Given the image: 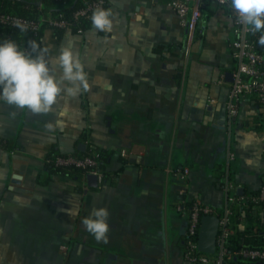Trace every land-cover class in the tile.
Returning <instances> with one entry per match:
<instances>
[{"label": "crops", "instance_id": "obj_1", "mask_svg": "<svg viewBox=\"0 0 264 264\" xmlns=\"http://www.w3.org/2000/svg\"><path fill=\"white\" fill-rule=\"evenodd\" d=\"M166 1L109 0L111 32L42 31L49 57L80 55L90 88L48 114L0 101V264H192L183 203L220 213L227 195L262 183L260 111L250 97L232 121L225 108L232 13L208 1L191 33ZM80 143L111 151L106 179L38 181L52 147L71 155ZM227 182L238 188L227 193ZM94 208L109 212L106 242L83 224Z\"/></svg>", "mask_w": 264, "mask_h": 264}, {"label": "clouds", "instance_id": "obj_2", "mask_svg": "<svg viewBox=\"0 0 264 264\" xmlns=\"http://www.w3.org/2000/svg\"><path fill=\"white\" fill-rule=\"evenodd\" d=\"M229 7L250 31H264V0H230ZM114 18L112 9L96 8L90 17L92 28L111 32ZM21 31L25 29L21 27ZM85 67L71 47H63L58 56L49 57L48 49L35 40H28L27 47H21L11 38L4 39L0 41V101L21 111L48 114L62 98L76 97L89 90ZM10 116L14 117L15 112ZM108 217L106 208H94L83 220L86 230L97 241L108 239Z\"/></svg>", "mask_w": 264, "mask_h": 264}, {"label": "built area", "instance_id": "obj_3", "mask_svg": "<svg viewBox=\"0 0 264 264\" xmlns=\"http://www.w3.org/2000/svg\"><path fill=\"white\" fill-rule=\"evenodd\" d=\"M67 1V0H62ZM109 0H93L85 7L78 9L74 13V19L77 20L80 16L90 15L93 9L102 7ZM192 1V3H191ZM211 1L220 7L228 9L234 17V35L235 38L231 43V54L234 60V68L231 73V82L229 84L228 98L225 104L226 113L229 121L234 120L239 112L240 100L243 97H250L252 103L260 111V116L264 120V52L257 49L256 43L249 39L251 31L243 25L238 18V15L229 7V3H221V0H167V5L174 11L179 19L181 26L193 33L197 22L201 16V7L204 3ZM49 23L53 26L66 28L69 22L65 20L50 19ZM0 24L13 27L29 29L34 33L38 30V22L34 19L14 15L11 13L0 11ZM81 33V30H78ZM211 101V100H210ZM233 154L230 155L232 157ZM62 165H75L84 167L86 165H95V161L85 156L77 158L68 156L57 160ZM88 174H94L98 182H102L103 174L97 170H90ZM237 185L230 182L226 183L225 190L235 191ZM236 198L241 200L249 199L254 203L264 201V177L262 183L257 189L256 194L250 197L243 194L238 197L233 194L227 195L226 201H234ZM182 209L181 206L178 207ZM204 215H215L218 217V233L216 236V252L213 254L204 253L198 250V230L200 219ZM230 209L225 206L221 214L209 205L200 202H192L187 211V222L183 232V258L185 261L192 264H221L222 257L226 255L225 239L229 235ZM244 259L264 261V249L258 248H241L237 252Z\"/></svg>", "mask_w": 264, "mask_h": 264}, {"label": "trees", "instance_id": "obj_4", "mask_svg": "<svg viewBox=\"0 0 264 264\" xmlns=\"http://www.w3.org/2000/svg\"><path fill=\"white\" fill-rule=\"evenodd\" d=\"M93 0H0V11L14 15L34 19L38 22V30L34 33L29 29L21 31V28L0 24V41L11 38L21 47H27L28 40H35L40 44L42 31L50 27L56 39H59L66 28L53 26L49 23L50 19L65 20L69 22L67 29L72 33H81L92 28L91 15L80 16L74 19V13L85 7ZM108 7V2L102 5ZM249 39L264 44V31L249 34ZM264 52V48L259 50ZM74 156L83 158L91 157L95 165H86L84 167L75 165H62L57 162L59 158ZM111 151L100 150L93 151L88 145L84 151H75L71 155L62 154L57 147H52L46 157L43 171L38 176L41 184H46L53 175H68L74 179L87 177L88 171L97 170L103 174L106 179L108 172L106 164L109 162ZM255 191L244 190L243 195L250 197L256 194ZM238 197V196H236ZM192 202H184L183 206L190 208ZM227 207L230 209L228 230L229 235L225 239L226 255L222 257L221 264H264V261H255L242 258L237 254L241 248L264 249V201L261 203L251 202L249 199L241 200L236 198L234 201H227ZM222 212V211H221ZM221 212L219 214H221ZM242 225V229H240ZM216 252V251H215Z\"/></svg>", "mask_w": 264, "mask_h": 264}, {"label": "water", "instance_id": "obj_5", "mask_svg": "<svg viewBox=\"0 0 264 264\" xmlns=\"http://www.w3.org/2000/svg\"><path fill=\"white\" fill-rule=\"evenodd\" d=\"M257 49L262 50L263 44L258 42L256 44ZM84 145L80 143L79 149L84 150ZM87 183L91 186L97 185V178L94 174H88ZM238 194L243 193V188H238ZM218 217L215 215H204L200 219V225L198 230V250L204 253L213 254L216 251V236L218 233Z\"/></svg>", "mask_w": 264, "mask_h": 264}]
</instances>
